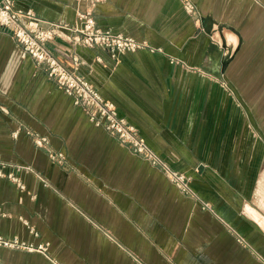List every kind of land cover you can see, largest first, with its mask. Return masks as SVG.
<instances>
[{
    "label": "crops",
    "instance_id": "1",
    "mask_svg": "<svg viewBox=\"0 0 264 264\" xmlns=\"http://www.w3.org/2000/svg\"><path fill=\"white\" fill-rule=\"evenodd\" d=\"M191 1L199 20L184 0L97 1L101 27L152 48L113 55L66 36L48 46L210 209L92 122L0 29V234L28 246H0V264H264V134L251 110L264 106V0ZM90 3L14 0L69 24Z\"/></svg>",
    "mask_w": 264,
    "mask_h": 264
},
{
    "label": "built area",
    "instance_id": "2",
    "mask_svg": "<svg viewBox=\"0 0 264 264\" xmlns=\"http://www.w3.org/2000/svg\"><path fill=\"white\" fill-rule=\"evenodd\" d=\"M90 1L85 9H79L74 24L48 21L39 17L32 8H15L14 0H0V29L9 31L23 46L24 54H29L35 62L45 68L50 79L63 89L81 106L89 118L98 126L106 128L123 145L129 146L135 153L161 168L165 175L186 195L202 202L204 208L210 204L200 198L191 186V177L185 172L175 170L166 160L159 156L140 136L138 129L118 114L114 102L106 99L83 75L67 66L48 46L58 36L68 38L76 45L100 47L113 55L124 52H135L143 48H152L145 40L122 33H115L101 27L95 17V6L98 0ZM186 10L199 20L196 6L191 0H184ZM74 64H80L81 58L74 56ZM47 137L38 138L36 142L44 145ZM50 156L57 162H63L61 152H51ZM5 165H0V177L7 175ZM9 177L15 178L11 173ZM0 246L21 248L28 247L18 238H7L0 234ZM32 247V246H29ZM46 246L39 249L46 250Z\"/></svg>",
    "mask_w": 264,
    "mask_h": 264
},
{
    "label": "rangeland",
    "instance_id": "3",
    "mask_svg": "<svg viewBox=\"0 0 264 264\" xmlns=\"http://www.w3.org/2000/svg\"><path fill=\"white\" fill-rule=\"evenodd\" d=\"M255 93L257 95V97H255V98H263L264 99V92L257 91ZM261 102H263V101H261ZM251 110H252V114L255 115V119H256L255 125L252 124L254 126L255 131L257 133L259 131H261L264 134V106L261 105V106L252 107ZM260 177H261L260 178L261 187L259 188L260 192L257 194V196L255 198V207L257 208V211L260 212V214L264 218V174H262V176H260Z\"/></svg>",
    "mask_w": 264,
    "mask_h": 264
}]
</instances>
